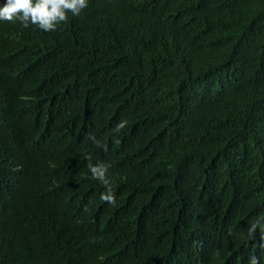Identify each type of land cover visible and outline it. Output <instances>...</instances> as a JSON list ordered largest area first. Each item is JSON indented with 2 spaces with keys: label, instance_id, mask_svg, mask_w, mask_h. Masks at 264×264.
I'll return each mask as SVG.
<instances>
[{
  "label": "trees",
  "instance_id": "1",
  "mask_svg": "<svg viewBox=\"0 0 264 264\" xmlns=\"http://www.w3.org/2000/svg\"><path fill=\"white\" fill-rule=\"evenodd\" d=\"M136 10L141 20L123 0H91L47 35L75 54L70 75L89 125L107 137L126 122L112 136L116 205L55 160L21 165L19 145L55 141L51 127L66 124L72 103L39 81L21 47L45 34L0 20V264H148L137 255L151 246L160 264L264 255V234L247 231L264 216V0H152ZM117 32L121 54L109 51Z\"/></svg>",
  "mask_w": 264,
  "mask_h": 264
},
{
  "label": "clouds",
  "instance_id": "2",
  "mask_svg": "<svg viewBox=\"0 0 264 264\" xmlns=\"http://www.w3.org/2000/svg\"><path fill=\"white\" fill-rule=\"evenodd\" d=\"M123 1L127 10L133 14V18L141 20L144 15L136 10V6L152 0ZM90 3L91 0H4L3 4H0V20H5L2 23L35 29L45 34L28 36L21 41V47L31 57L39 81L45 86L59 85L72 103L66 124L51 127L54 130L50 133L55 135V141L41 145L32 135L29 140L19 145L18 158L21 165L33 171L37 164L55 160L57 166L68 176V180L86 174L99 183L100 199L116 205L118 175L111 170L110 159L114 144L112 136L125 128L126 122L116 120L114 129L107 137H103L95 126L89 125L87 117L82 112L83 103L79 100L80 83L70 75L69 66L72 67L75 63V54L70 53L57 38L47 36L58 32L57 26L67 21L68 13L79 16L83 9L87 10ZM120 32L124 34V28ZM120 32L113 38H107L110 53L121 54L125 50L124 35ZM14 112L15 116L22 118V125L30 120L23 105H16ZM104 187L105 191L101 193ZM260 220H264V216L258 217L249 226L247 230L249 239L255 238L258 227L264 234V224H260ZM156 254L155 246L142 248L137 260H144L148 264H160L155 258ZM259 263L264 264V255L251 256L247 264Z\"/></svg>",
  "mask_w": 264,
  "mask_h": 264
}]
</instances>
